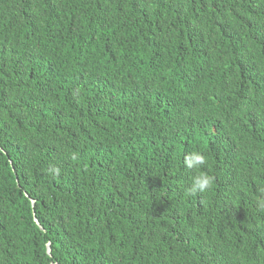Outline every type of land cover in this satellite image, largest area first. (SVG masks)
<instances>
[{
  "label": "trees",
  "instance_id": "trees-1",
  "mask_svg": "<svg viewBox=\"0 0 264 264\" xmlns=\"http://www.w3.org/2000/svg\"><path fill=\"white\" fill-rule=\"evenodd\" d=\"M261 199L264 0H0V264H264Z\"/></svg>",
  "mask_w": 264,
  "mask_h": 264
},
{
  "label": "clouds",
  "instance_id": "clouds-1",
  "mask_svg": "<svg viewBox=\"0 0 264 264\" xmlns=\"http://www.w3.org/2000/svg\"><path fill=\"white\" fill-rule=\"evenodd\" d=\"M207 163L206 156L199 151H193L192 153L184 157V165L189 169H200ZM54 176L59 175L60 169L53 167L50 169ZM213 177L206 172H198L191 178V187L188 189L190 194L197 192H204L209 189L213 183ZM258 206L264 210V199L258 201Z\"/></svg>",
  "mask_w": 264,
  "mask_h": 264
},
{
  "label": "water",
  "instance_id": "water-1",
  "mask_svg": "<svg viewBox=\"0 0 264 264\" xmlns=\"http://www.w3.org/2000/svg\"><path fill=\"white\" fill-rule=\"evenodd\" d=\"M25 195H26L27 197H29L26 193H25ZM31 201H32V207L34 208L35 200H31ZM33 213H34V211H33ZM34 220H35V222L37 223V225L41 227L39 221H38V220L36 219V217H35V213H34ZM50 251H51V250H50V246L48 245V252L50 253ZM53 264H56V263H53Z\"/></svg>",
  "mask_w": 264,
  "mask_h": 264
}]
</instances>
